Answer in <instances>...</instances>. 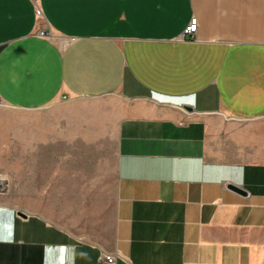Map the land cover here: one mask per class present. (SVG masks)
Returning <instances> with one entry per match:
<instances>
[{"label":"crops","instance_id":"1","mask_svg":"<svg viewBox=\"0 0 264 264\" xmlns=\"http://www.w3.org/2000/svg\"><path fill=\"white\" fill-rule=\"evenodd\" d=\"M0 103V264H264V0H0Z\"/></svg>","mask_w":264,"mask_h":264},{"label":"rangeland","instance_id":"2","mask_svg":"<svg viewBox=\"0 0 264 264\" xmlns=\"http://www.w3.org/2000/svg\"><path fill=\"white\" fill-rule=\"evenodd\" d=\"M104 106V100H76L74 102L63 101L59 104L51 106L50 108L64 112L68 109L74 108H98ZM12 109L3 106L0 103V179H2V184L4 192L8 190V179H9V120L14 118L16 115L18 126H24L25 124H34L36 120L40 119L37 113H14ZM23 128V127H22ZM19 130V129H18ZM23 151V148H22ZM24 167V166H22ZM4 194V193H3ZM4 195L0 193V198Z\"/></svg>","mask_w":264,"mask_h":264},{"label":"built area","instance_id":"3","mask_svg":"<svg viewBox=\"0 0 264 264\" xmlns=\"http://www.w3.org/2000/svg\"><path fill=\"white\" fill-rule=\"evenodd\" d=\"M196 30H197V18L193 16L192 18H190L188 24L183 29L180 39H184L186 37H193ZM36 34L42 38H46V37L52 38L53 37V35H51V33H48L45 29L37 30ZM3 192H4L3 185H0V193H3ZM99 261L103 264H115L116 255L102 253L99 256Z\"/></svg>","mask_w":264,"mask_h":264},{"label":"water","instance_id":"4","mask_svg":"<svg viewBox=\"0 0 264 264\" xmlns=\"http://www.w3.org/2000/svg\"><path fill=\"white\" fill-rule=\"evenodd\" d=\"M184 109L188 110V111H191L192 109L188 106H184ZM231 189H233L234 191L238 192V193H241L243 195H245V192L243 190H241L239 187H236V186H230ZM19 215L22 216V217H25V214L23 212H19Z\"/></svg>","mask_w":264,"mask_h":264}]
</instances>
